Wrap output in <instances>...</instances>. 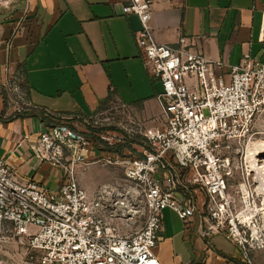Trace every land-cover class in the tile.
<instances>
[{
  "label": "built area",
  "instance_id": "2783aa9c",
  "mask_svg": "<svg viewBox=\"0 0 264 264\" xmlns=\"http://www.w3.org/2000/svg\"><path fill=\"white\" fill-rule=\"evenodd\" d=\"M123 1V14L135 15L140 24L135 42L143 67L161 84L162 127L147 126L116 98L91 116L41 110L42 129L31 149L38 161L61 172V184L47 190L23 183L0 158V233L18 237L37 254V264H159L153 250L162 211L170 209L184 222L197 218L203 236L224 233L251 264L245 242L235 238L236 226L207 225V218L229 199L228 182L260 111L264 63L244 54L225 83L213 71L221 63L206 58L194 38L156 42L153 0ZM0 100L6 116L35 108L10 78L0 82ZM30 137L24 135L17 147ZM94 149H110L112 156L95 159ZM93 164L120 167L123 178L88 194L79 174ZM196 191L203 197L200 207Z\"/></svg>",
  "mask_w": 264,
  "mask_h": 264
},
{
  "label": "crops",
  "instance_id": "0c3cea01",
  "mask_svg": "<svg viewBox=\"0 0 264 264\" xmlns=\"http://www.w3.org/2000/svg\"><path fill=\"white\" fill-rule=\"evenodd\" d=\"M2 1L8 4L0 5V82L17 81L35 107L11 117L0 100V158L21 182L47 190L61 184V172L38 161L31 149L42 129L41 110L91 116L116 98L147 126L162 127L161 84L143 67L135 42L140 24L135 15L123 14V0ZM263 11L264 0H153L151 25L160 44L194 38L206 58L221 63L213 71L227 83L244 54L264 63ZM112 152L94 149L93 158ZM111 167L90 165L80 172V185L91 194L115 178ZM176 216L162 211L154 248L159 264H247L224 233L203 236L197 218Z\"/></svg>",
  "mask_w": 264,
  "mask_h": 264
},
{
  "label": "rangeland",
  "instance_id": "374dc122",
  "mask_svg": "<svg viewBox=\"0 0 264 264\" xmlns=\"http://www.w3.org/2000/svg\"><path fill=\"white\" fill-rule=\"evenodd\" d=\"M259 99L260 111L255 117L251 136L243 143L239 167L233 169L228 182L229 199L218 202L211 211L214 218L210 215L207 218V225L225 222V225L236 226L238 233H235V238L245 242L247 260L251 264H264V155L257 154L264 147V87ZM132 149L135 152L140 150L136 146ZM111 169L115 176L112 180L120 181L123 178V170L115 166ZM202 199L201 195L197 198L199 207ZM244 210L251 213L249 220L241 218L240 213ZM188 250L192 251L190 243ZM36 259L37 254L28 250L18 237L9 232L0 233V264H37Z\"/></svg>",
  "mask_w": 264,
  "mask_h": 264
},
{
  "label": "bare ground",
  "instance_id": "6f19581e",
  "mask_svg": "<svg viewBox=\"0 0 264 264\" xmlns=\"http://www.w3.org/2000/svg\"><path fill=\"white\" fill-rule=\"evenodd\" d=\"M249 143H250V141H249ZM257 154H263L264 155V147L262 148V150H260V151H258V153ZM243 186V185H242ZM245 186V185H244ZM243 188V187H242ZM241 188V189H242ZM245 190H246V188H245ZM244 190V191H245ZM240 191H242V190H240ZM243 192V191H242ZM245 193V192H244ZM246 196V195H245ZM244 196V197H245ZM249 196V195H248ZM243 197V198H244ZM246 200V199H245ZM249 205V204H248ZM264 205V204H263ZM245 208V207H244ZM248 212V213H247ZM251 214V213H250ZM250 214H249V211H247V210H244V211H241V213H240V216H241V218H244V220H249V217H250Z\"/></svg>",
  "mask_w": 264,
  "mask_h": 264
}]
</instances>
